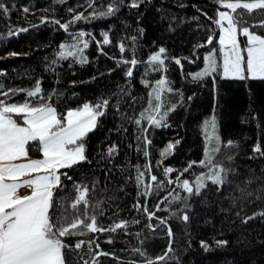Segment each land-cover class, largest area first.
Masks as SVG:
<instances>
[{
    "label": "trees",
    "instance_id": "trees-1",
    "mask_svg": "<svg viewBox=\"0 0 264 264\" xmlns=\"http://www.w3.org/2000/svg\"><path fill=\"white\" fill-rule=\"evenodd\" d=\"M2 2L9 12L0 13V91H23L0 95V100L47 104L61 119L69 109L108 101L96 127L83 138L87 160L59 170L66 175L54 189L50 215H95L98 228L120 222L127 227L95 233L81 229L83 235L61 238L68 245L86 242L79 250H63L65 264H82L81 258L89 264H264V78L225 77L221 65L200 79L193 74L213 47L220 55L215 20L221 0H136L138 7L131 6L133 0H91V6L90 0ZM109 5L113 13L101 15ZM25 7L28 12L22 11ZM236 12L243 13L251 32L264 37V27H250L264 21V9ZM80 13L85 18L71 23ZM80 32L88 39L85 62L61 58V45ZM209 36L214 37L210 44ZM240 39L245 45L246 37ZM161 47L164 63L151 62ZM132 59L135 66L124 63ZM162 77L173 89L165 101L172 109L157 125L142 115L154 82ZM37 83L41 92L28 97ZM211 114L221 144L214 162L224 167L225 180L207 179L199 193L196 187L188 193L183 181L191 183L205 171L203 123ZM21 115L13 113L24 124ZM111 148L115 151L109 154ZM27 150L33 158L43 157L38 142H29ZM167 168L172 171L166 173ZM138 170L144 173L143 186L136 179ZM78 188H87V204L72 209ZM173 190H179L180 199L171 200ZM144 206L155 213L151 219ZM88 241L99 255L89 254ZM217 241L227 243L217 246ZM161 256L166 258L157 259Z\"/></svg>",
    "mask_w": 264,
    "mask_h": 264
},
{
    "label": "snow or ice",
    "instance_id": "snow-or-ice-1",
    "mask_svg": "<svg viewBox=\"0 0 264 264\" xmlns=\"http://www.w3.org/2000/svg\"><path fill=\"white\" fill-rule=\"evenodd\" d=\"M89 6H91V0ZM131 6L138 7L139 4L136 0H133ZM11 7L14 8L15 5ZM226 8L230 11H218V19L215 20V24L222 31V35L219 36V43L228 48L224 53V76L228 77L229 74H232L234 77L244 80L246 77L243 73L246 66L250 74L247 78H264V37L251 33L249 26H245L247 21L244 19L243 13L236 12L240 8L249 12L252 9H264V0H257L255 3L229 2L226 4ZM22 11L28 12L29 8L25 7ZM113 11L114 9L109 5L107 11L101 13V15H111ZM8 12L9 7L0 0V13L7 14ZM83 18L85 17L82 13L77 14L71 23ZM45 19V17H41V22H44ZM225 21L227 26H225ZM55 23L60 24V21L56 20ZM60 26L67 29L68 24H61ZM238 26L240 34L247 37L246 47L243 49H241L237 39ZM257 26L264 27V21H260L259 25H251L250 27ZM26 30L20 29V31ZM14 34L16 33L9 32V35ZM2 38L0 37V39ZM213 39L214 37L209 36L207 42L210 44ZM104 43H109L107 33H105ZM84 47H87L86 42ZM120 50H124L123 45H120ZM163 53H165V49L159 48L149 58L150 61L163 64L164 60L161 59ZM67 55L74 56L76 53L68 52ZM245 55L247 56L246 61L244 59ZM60 57L67 58L65 52H61ZM83 62L85 61L82 58L81 63ZM124 63L135 66L137 61L132 59L131 61H124ZM176 63L179 64L180 61L177 60ZM210 71H215L214 61L210 62L209 68L205 69L204 72L197 73L195 78H203ZM127 75L129 77L132 75L131 69H129ZM156 83L160 86L165 84L166 81L160 80ZM2 88L3 85H0V89ZM168 90L171 91V89ZM17 91L23 90L9 89L6 92L0 91V95L7 97L9 93L14 94ZM153 91L157 92L158 88L153 89ZM40 92L41 88L37 83L35 90L27 91L26 95L34 97ZM107 104V100H103L94 106L86 103L82 109L68 111L66 117L61 119L57 116L56 109L50 105L44 104L33 107L27 102L17 105L6 104L4 100H0V264H65L63 250L73 248L79 250L86 242L78 240L74 245H68L61 238L83 235L81 229L95 233L114 232L119 228L127 227L126 222H120L110 229L98 228L95 215L86 217L90 222H86V219L79 216L70 219L63 214L58 218L50 215V211L54 208V189L60 186V175H66L65 173H57L61 168L72 167L87 160L84 154L83 138L96 127L97 117L103 115L101 109L106 107ZM11 113L23 114V123L26 126L18 124L10 115ZM149 119L157 125L160 123L152 116ZM136 123H139V121H136ZM213 127H215L214 121ZM29 142L39 143L43 154L42 159L28 158L26 145ZM146 142L148 141L146 140ZM228 144L231 145L232 141H228ZM168 147L170 149L172 145ZM256 150L259 151L258 146ZM114 151V148L109 149V154ZM215 151H219V149L217 148ZM21 158L27 159V162L13 163V161ZM209 163H211L210 160ZM171 171L170 168L165 169L166 173ZM224 171L221 168L208 179L215 184H220L222 183L220 173ZM34 173L35 175H33ZM143 176L144 173L138 170L136 179L141 181V184ZM21 177L28 178L20 179ZM150 179L156 181L157 177L151 176ZM21 186L29 188L31 190L30 194L19 196L17 190ZM203 186L202 179L198 178L196 192L199 193ZM150 188L151 185L146 187L144 195L148 194ZM183 188L188 193L193 191L187 180L183 181ZM78 191H80V195L71 204L72 209H76L82 202L87 204L85 199L87 188H78ZM175 199H179V197ZM137 207L141 206L137 205ZM158 209L159 205H157ZM143 210L149 219L155 215L154 212H148L146 206L143 207ZM182 219L187 221V214H184ZM161 223L164 222L161 221ZM169 234H171L170 229ZM92 243V241L87 242L89 254L92 256L99 255V253L92 252ZM201 243L205 249H208L209 245L206 242ZM216 243L217 246H221L226 244L227 241H217ZM96 247L99 248V245L97 244ZM104 254L107 255V253ZM165 258V256H161L157 259L163 260ZM81 261L82 264H89V261L83 260V258H81ZM147 264H154V261H148Z\"/></svg>",
    "mask_w": 264,
    "mask_h": 264
},
{
    "label": "rangeland",
    "instance_id": "rangeland-1",
    "mask_svg": "<svg viewBox=\"0 0 264 264\" xmlns=\"http://www.w3.org/2000/svg\"><path fill=\"white\" fill-rule=\"evenodd\" d=\"M232 2V3H255L257 2V0H241V1H223L222 2V8L219 11H230L226 8V4ZM231 14V13H230ZM234 15V14H233ZM225 26H227V22L225 21ZM250 30V28H249ZM251 32V30H250ZM253 33V32H251ZM256 34V33H254ZM220 35H222V31L220 29ZM219 35V36H220ZM258 35V34H256ZM240 36H242V34H240L239 32V26H238V34H237V39H238V43L241 47V49L246 47L245 45H242ZM263 37V36H262ZM247 39V37H246ZM88 39L85 36V34L83 32H80L79 34L73 36L72 41L70 42H65L64 44L61 45L60 47V53L61 52H65L66 57H73L75 59H82L84 58V56L82 55L83 50L85 49L84 47V43H87ZM88 45V43H87ZM219 49H220V55H218V51L216 48H212V50H209L204 58V66L197 69L195 72H193L194 77H196L197 73H202L205 71V69H208L210 66V62L214 61L215 62V70L221 65L222 66V73L224 75L223 72V60H224V53L228 50V48L226 46H222L219 43ZM68 52H74L76 53V55L74 56H68L67 53ZM211 58V60H210ZM161 59H163V56L161 54ZM245 61L247 59V56L245 55L244 57ZM154 63V62H153ZM158 64V63H157ZM212 71H210L209 73H211ZM245 76H249L250 74L248 73L246 66H245V70L243 73ZM229 78L234 77L232 74H229L228 76ZM161 80L166 81L165 84L158 86L157 85V81L154 82V85L152 86L153 88L151 89V95H150V105L148 106L146 112L142 115V117H145L148 119V121L151 123L152 121L149 119L150 116L154 117L156 120L160 121L159 125L163 123V120L166 118L167 114L169 113V111L172 109H170V106L168 105V108L166 107V102L169 101V93L173 91L172 87L170 86V84L168 83V80L166 77H162ZM160 81V80H159ZM157 92H154L153 89H157ZM168 89H171V91H169ZM166 101V102H165ZM89 104V103H88ZM47 105V104H46ZM91 105V104H89ZM93 106V105H91ZM39 107V106H37ZM83 106H80L78 108H72L69 109L70 110H77V109H82ZM170 109V110H169ZM13 117V113L10 114ZM23 117V115H21ZM57 116L59 117V115L57 114ZM99 117V116H98ZM97 117V120H98ZM214 114H211L208 118H206L205 122L203 123V130L206 133V144H207V148H206V154H205V161L202 163L205 171H202L200 174H197L195 176V178L193 179V181L189 184L190 186L193 187H197V181L198 178L202 179V183L203 185L206 183L205 181L208 179V177L213 176L217 173V171H219L221 168L224 169V167H222L221 165L217 164L214 162V154H215V149H219L220 147V142H219V136H218V132H216V122L214 120ZM96 120V122H97ZM213 121L215 123V127H213ZM18 123V122H17ZM153 123V122H152ZM19 124V123H18ZM21 126H26L24 124H20ZM218 138V139H217ZM68 147H72V146H68ZM85 154V153H84ZM209 160L211 161V163H209ZM213 165H215V167H213ZM224 172H221V176H222V183L225 180L224 179ZM58 174V173H57ZM35 175V174H33ZM26 187V186H25ZM27 188V187H26ZM31 190L29 188H27V192L24 193H20L19 196H24V195H28L30 194ZM172 197L171 200H175L176 197H179L180 199V192L179 190H173L172 192Z\"/></svg>",
    "mask_w": 264,
    "mask_h": 264
},
{
    "label": "crops",
    "instance_id": "crops-1",
    "mask_svg": "<svg viewBox=\"0 0 264 264\" xmlns=\"http://www.w3.org/2000/svg\"><path fill=\"white\" fill-rule=\"evenodd\" d=\"M26 148H27V145H26ZM28 158H30V159H42L43 157L42 158H36V157L33 158L28 152ZM22 162H27V159L21 158L19 160L13 161V163H22ZM26 178H28V177H21L20 179H26ZM17 191H18V195H20V193L27 192V188L25 186H21Z\"/></svg>",
    "mask_w": 264,
    "mask_h": 264
}]
</instances>
